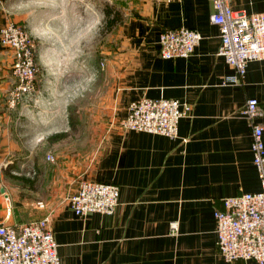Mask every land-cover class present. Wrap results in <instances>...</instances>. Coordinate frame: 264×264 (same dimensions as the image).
Here are the masks:
<instances>
[{"label":"crops","instance_id":"crops-1","mask_svg":"<svg viewBox=\"0 0 264 264\" xmlns=\"http://www.w3.org/2000/svg\"><path fill=\"white\" fill-rule=\"evenodd\" d=\"M18 4L20 0H0V28L21 15L13 11ZM230 7L235 13H264V0H230ZM121 14L109 41L105 91L96 114L92 116L90 88L83 96L88 103L79 99L71 104L66 126L51 133L26 124L22 113L31 103L7 107L6 96L16 83L10 71L13 54L0 46V163L7 162L0 166L5 169L19 152L14 143L25 142V168L34 173L39 181L34 189L40 190L21 202L9 195L14 207L1 195L0 224L18 226L48 217L60 264H256L224 260L213 215L222 199L260 190L250 151L251 123L241 111L247 100L258 101L260 115L254 123L262 126L264 142V60L250 62L240 76L217 55L212 0H127ZM25 22L36 38L32 27L40 19L26 17ZM180 27L198 32L199 45L189 58L162 59L159 35ZM41 53L36 55L41 68L37 95L49 84ZM79 79L78 69L64 82ZM142 98L190 105L191 115L179 121L175 139L119 128L128 105ZM58 134L65 136L45 145ZM48 155L55 161H47ZM84 180L118 187L113 215L73 213L68 198Z\"/></svg>","mask_w":264,"mask_h":264},{"label":"built area","instance_id":"built-area-1","mask_svg":"<svg viewBox=\"0 0 264 264\" xmlns=\"http://www.w3.org/2000/svg\"><path fill=\"white\" fill-rule=\"evenodd\" d=\"M211 23L219 32V57L238 75L245 74L250 62L264 60V13H235L230 0H212ZM198 32L180 27L159 35L162 59L189 58L199 45ZM0 46L12 51L11 75L15 86L6 96V105L15 109L35 92L37 65L35 45L24 27L10 21L0 28ZM191 115V107L175 99L142 98L131 102L126 116L118 123L122 131L160 135L175 139L178 123ZM241 115L251 123L252 164L260 190L222 199L214 211L216 246L225 261H254L264 264V142L263 128L254 123L260 110L256 99L246 101ZM51 160V158H47ZM34 175V173H33ZM9 203V199L5 196ZM68 204L78 217L91 214L111 216L119 205L117 186L94 181H80ZM11 207L7 208V216ZM176 230V224H172ZM0 264H60L57 243L43 217L18 226L0 224Z\"/></svg>","mask_w":264,"mask_h":264},{"label":"clouds","instance_id":"clouds-1","mask_svg":"<svg viewBox=\"0 0 264 264\" xmlns=\"http://www.w3.org/2000/svg\"><path fill=\"white\" fill-rule=\"evenodd\" d=\"M43 3L44 0H26L13 11L26 14L29 20L37 12L46 13L32 31L48 53H41L40 57L49 77L48 89L39 92L22 115L28 126L51 133L66 126L68 107L88 93L96 81L93 72L75 82H64L69 72L78 70L80 61H92L93 46L101 36L106 18L95 0H55L54 9L44 7ZM93 94L99 99L102 90H93Z\"/></svg>","mask_w":264,"mask_h":264},{"label":"rangeland","instance_id":"rangeland-1","mask_svg":"<svg viewBox=\"0 0 264 264\" xmlns=\"http://www.w3.org/2000/svg\"><path fill=\"white\" fill-rule=\"evenodd\" d=\"M20 1H21V4H24L26 2V0H20ZM126 1L127 0H95V3H96V6L98 8L102 9L104 16L106 18V15H105L106 7L111 6L115 10H118L119 12H121L123 10V8H125ZM43 6L44 7H50V8L54 9L56 7L55 0H44ZM14 15H15V13H14ZM16 16H17V18L15 17L16 21L13 20L14 23L24 27L25 30L28 32V30H27L28 28L26 25L28 23L25 22L27 15L26 14H21V15L16 14ZM35 16H37L41 22L43 20V18L46 16V13L37 12L33 17H35ZM105 21H106V19H105ZM28 34L30 35L29 32H28ZM113 35H114V33H111V34L106 33L105 26H104L102 33H101V36L97 39V41L95 42V44L93 46L92 61L89 62L88 60H83V61L79 62V68L78 69L80 70L81 78L86 77L91 72L95 73L94 78L96 79V81L91 86L92 116H93V114L94 115L96 114L95 106H96V103L99 101V99H97L96 96L93 94V90H97V91L102 90V94L105 91V87L102 84L103 73H104L106 61L110 57V54L108 53V51L110 50L109 41L112 39ZM30 38L32 40V43L35 45V62L37 65V70H38L36 75H38L39 71H41V68L37 64V61H36L37 56L36 55H38V53H41L42 51H44V48L42 47L40 41H38L36 38L32 37L31 35H30ZM37 88H38V84H37V76H36L35 92L32 95V97L27 99L23 104L28 105V104L33 102L34 98L37 97ZM81 101H82L81 104L88 103V99L86 97H82ZM25 106L26 105H24L23 107H25ZM72 115L73 114H72L71 109H70V112H69L70 130L74 131L76 127H74L73 122H71V119H74V121H75L76 118L73 117ZM95 128H96V126L93 125V121H92V141L95 140V134H96ZM55 136H57V135H53L50 138H48V144H45V145L50 146L51 144H55L58 141V139H56ZM14 144H16L17 149H19V152L17 153L16 156L12 157L11 159H8L11 161V164H7V167L5 169L3 166H0L1 167V169H0V192H1L0 196L1 195H3V196L7 195L9 198L11 207H14L16 205L11 201L10 197L13 198V201L16 200L18 202H21V201H23V199L26 195L29 198H35V193L36 192L40 193V190H35V189H38L39 181L37 180V178H35L36 176L33 175L32 172L26 171V168H25L24 151H25L26 143L23 141H17ZM36 148L40 149L41 143H38ZM47 158H51V160H48ZM46 160L49 162H54L55 158L51 155H48L46 157ZM6 163L7 162L4 160V162L0 163V164L5 165ZM34 185H36L35 189H34ZM9 195H10V197H9ZM1 198H3V197H1ZM1 201H3V199H1Z\"/></svg>","mask_w":264,"mask_h":264},{"label":"trees","instance_id":"trees-1","mask_svg":"<svg viewBox=\"0 0 264 264\" xmlns=\"http://www.w3.org/2000/svg\"><path fill=\"white\" fill-rule=\"evenodd\" d=\"M105 15H106V21H105V30L106 33L110 34L112 31L122 22V15L121 12L118 10H115L113 7L109 6L106 7L105 10ZM65 135H57L55 136L56 139H61ZM22 180V179H21ZM24 183V182H23Z\"/></svg>","mask_w":264,"mask_h":264}]
</instances>
